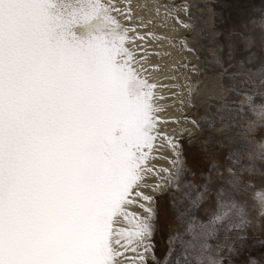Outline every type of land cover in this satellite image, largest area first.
Returning a JSON list of instances; mask_svg holds the SVG:
<instances>
[{
  "label": "snow or ice",
  "instance_id": "6c2138e0",
  "mask_svg": "<svg viewBox=\"0 0 264 264\" xmlns=\"http://www.w3.org/2000/svg\"><path fill=\"white\" fill-rule=\"evenodd\" d=\"M155 12L194 31L191 0H166ZM132 21L130 0H0V264H233L252 226L238 197L247 194L264 217V187L245 179L256 170L243 163L264 160V140H249L264 129V16L243 37L240 59L233 43L212 53L213 87L191 79L203 76L189 59L197 50L188 36L174 38L187 54L189 105L210 102L185 121L202 131L247 117L243 143L229 141L237 146L225 167L207 161L199 185L186 178L185 137L159 127L170 121L145 75L153 34L139 32L153 21ZM229 94L230 103H214ZM158 140L169 168L153 162ZM164 196L174 223L159 252Z\"/></svg>",
  "mask_w": 264,
  "mask_h": 264
},
{
  "label": "rangeland",
  "instance_id": "374dc122",
  "mask_svg": "<svg viewBox=\"0 0 264 264\" xmlns=\"http://www.w3.org/2000/svg\"><path fill=\"white\" fill-rule=\"evenodd\" d=\"M194 6L196 7L194 8ZM192 7L191 15L194 21V31L189 32L187 36L188 38H192L199 47L196 50L199 55L198 65L203 69L202 84L210 87V79L216 77L218 70L208 64L207 61L211 60L212 53L217 50L218 46L224 47V51L226 52L229 43L237 46L236 58L240 59L242 57L244 47L243 37L245 35H253L259 31L258 27L253 24V20L264 16V0H193ZM200 99L197 98L195 102L196 106L191 107L189 112H187V117L190 119L199 120L205 115V105L210 102L205 100L201 104ZM234 99L229 94L227 101L218 98L214 103H230ZM257 102H260L259 98H257ZM246 120L247 117L237 121L224 120L218 122L214 129L204 127L202 131L197 132L196 135L194 134V142L191 145L187 142L188 136L183 135L185 137L184 156L187 168L190 169V173L186 178L191 183L195 185L202 183L201 174L206 172L208 167L207 161L209 160H216L221 168L225 167L226 161L224 157L230 148L237 146L235 143H229V141L236 140L243 143L240 130L245 126ZM263 137L264 129H258L254 134L249 136V140L260 141ZM207 139H210V143L207 145L208 152L205 153L202 151V142ZM217 142L224 144L223 149L217 147ZM243 163L246 166H254L256 171L260 170V173L251 177L246 176V180L251 179L255 188L264 187V160L257 159L255 165L254 162L253 164L250 163V160L245 157ZM213 178L215 179V176ZM238 198L246 202L252 226L247 231L248 239L241 254L232 257L233 264H246L249 256L253 257L258 264H264V246L257 243V241L264 240V217L259 215L256 207L249 208L250 198L247 194ZM158 207L160 232L157 233L156 239L158 251L163 252L165 250L163 241L167 236L166 229L169 223H174V213L169 206L167 196L159 198Z\"/></svg>",
  "mask_w": 264,
  "mask_h": 264
},
{
  "label": "bare ground",
  "instance_id": "6f19581e",
  "mask_svg": "<svg viewBox=\"0 0 264 264\" xmlns=\"http://www.w3.org/2000/svg\"><path fill=\"white\" fill-rule=\"evenodd\" d=\"M192 1L193 0H191V2ZM130 2L133 6L132 22L134 24L137 23L138 20L141 23H147L149 20L153 21L151 24H147L146 28L140 27L139 32L140 34L146 32L153 34L150 39L144 42V52L147 56L144 67L148 69L145 75L148 77L149 81L157 85L155 90L157 104L165 109V111L159 113V115L163 120L170 121L169 123L161 124L159 126L160 130L162 133L168 135L188 136L189 133H191L194 136V134L196 135L199 131L184 119L188 115L187 112L191 109L187 87L190 73L182 67L186 62L185 58L187 54L181 51V44L177 40H174L175 37L187 36L189 32L176 30V25L172 20L169 19L165 21L163 15H156L155 7L164 4L166 0H130ZM177 2L179 3L180 0H177ZM195 7L196 6H194V8ZM164 11L166 10L161 8V13ZM121 22L126 23L123 19ZM193 22L194 21L191 19L190 23L192 25ZM188 43L193 48L195 47V49L199 48L192 38H188ZM189 59H191L193 63L199 64V59L197 60L196 57H189ZM191 79H199L202 81L201 77H192ZM216 83L215 78L210 79V87L215 86ZM204 101L203 98L200 99L201 104ZM261 140H264V137ZM157 145L158 149L155 153L157 159L153 162L157 167L169 168L171 166L169 163L171 157L167 150V146L160 140L157 141ZM256 160L257 159L250 160V163L253 164L254 162L256 165ZM247 162L249 163V161ZM256 172V174H258L260 170ZM256 189L260 188L258 187ZM249 200V208L256 207L253 200Z\"/></svg>",
  "mask_w": 264,
  "mask_h": 264
}]
</instances>
